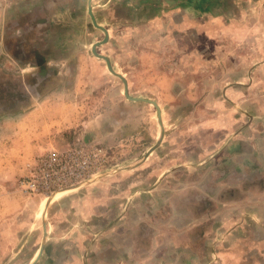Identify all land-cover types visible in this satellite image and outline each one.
I'll return each instance as SVG.
<instances>
[{
    "label": "rangeland",
    "instance_id": "1",
    "mask_svg": "<svg viewBox=\"0 0 264 264\" xmlns=\"http://www.w3.org/2000/svg\"><path fill=\"white\" fill-rule=\"evenodd\" d=\"M119 1L90 0L95 21L108 30L107 39L100 42L104 33L91 24L87 0H0V264H28L35 244L34 258L39 256L45 228L53 217L51 204L61 195L76 197L78 218L67 217L76 230H86L81 210L91 200L101 206L115 197L120 205L124 202L116 207L121 214L131 212L133 185L149 168L120 177L115 189L101 185L103 180L118 178V172L142 164L169 132L175 133L171 145L175 150L169 157L180 165L183 151L176 149V143L186 140L190 144L182 147H199L194 141L207 136L199 125L216 116L221 108L214 106L215 100L223 98L229 102L222 100V110L237 115L230 138L238 141L247 159L238 157L233 162L237 180L223 178L222 188L216 190L219 196L214 199L212 194L206 203L189 207L194 218L187 226L190 235L200 233L202 238L204 234L200 253L205 252L208 261L217 256L219 241H231L225 230H248L250 241L240 237L238 243L256 250L251 254L254 260L259 258L248 264H264V0H225L228 11L212 20L215 29L209 20L195 18L189 28L175 27L166 40L162 39L165 31L147 18L148 4L140 8L139 0ZM207 21L210 25H204ZM96 42L100 43L93 51L105 56L123 76L127 94L154 101L158 112L146 100L124 96L121 79L93 54ZM81 135L109 151L103 170L50 194L31 196L19 191L17 179L32 155ZM143 202L141 214L150 206V200ZM19 223L35 228L36 234L21 238L19 231L11 229ZM162 234L156 236L161 235L164 243ZM259 243L262 247L254 246ZM87 249L72 251L76 259L64 264H149L142 252L137 251L135 259L128 248L110 252L104 263ZM174 255L178 258L181 253ZM226 255L225 261H234L241 253L226 250Z\"/></svg>",
    "mask_w": 264,
    "mask_h": 264
},
{
    "label": "crops",
    "instance_id": "2",
    "mask_svg": "<svg viewBox=\"0 0 264 264\" xmlns=\"http://www.w3.org/2000/svg\"><path fill=\"white\" fill-rule=\"evenodd\" d=\"M224 1H222V5L221 0H139V6L141 8L142 3L149 5L151 12L147 15V18L152 20L156 27L165 31L162 39L166 40L169 39L170 32L175 27L181 29L189 28L196 21L195 18L203 17L209 20L211 25L209 21L205 22L204 25L208 24L215 29L217 25L213 21L219 20L224 12L228 11L225 8ZM118 2L121 3L119 0ZM88 3L91 10L90 0H87L86 13ZM135 3L137 4L138 1ZM87 16L89 17L88 13ZM98 25L101 26L100 24ZM104 29L108 35V30ZM222 100L229 102V100L227 101L224 98L215 100L214 106L221 108V110L215 113L216 116L214 118H207L199 125L204 134L207 135L194 141L199 144V147H195L196 149L182 147L190 144L189 141L186 143V140L185 144L176 143V149L180 150L181 153L183 151V156L179 155L181 161L178 163L180 165L174 164L175 159L169 157L170 153L175 150V147L171 146L174 142L173 135L175 133L169 132L168 135L164 134L158 147L147 154L142 164L118 172V178L109 177L103 180L104 182L101 185L115 189L117 187L116 183H120V180H117L120 177L132 175L138 171L146 172L149 168L150 171L143 177L141 176V179L133 185L136 191L131 198L134 200V204L129 207L133 208L131 212L121 214L116 207L117 205L121 207L124 202L120 205L119 202L121 200H116L115 197L110 198L109 203H103L101 206L91 200V204H85V210H81L84 213L82 215H84L86 230L85 228H83L84 230H76L72 227L73 222L67 219L68 216H76L78 218V210L75 211L77 206L74 205L73 201L76 197L74 196L75 198L73 197V200H71L72 197L67 194L57 198L58 200L51 204L53 207L50 209L49 215L53 217L45 228L46 239L41 252L39 256L36 255L34 258L38 250L35 244L27 263L29 264L38 257L35 264H39L42 261H44L42 264H59L60 262L64 264L67 260L76 259V253L72 254V251L77 250L79 247H88L87 251H94V258L100 260L101 263L107 262L110 252L116 250L124 252L127 248L134 252L135 259L136 252H142L143 259L147 260L149 264H160L159 261L163 262V264H248L251 260L255 261L256 258H259L256 257L254 260V255L251 253L256 252V250L250 248L251 245L238 243L240 237H245V240L250 241L251 238L248 239L250 232L236 227L225 230L226 236L232 237V242L227 240L219 241L216 244L218 248L217 256L208 261L204 257L205 252L200 253L202 248L199 243L204 240V234L201 236L202 238H200V233L190 235V228L187 226L191 218H194L189 207L191 205L195 207L196 203H206L207 200L213 199L212 194L214 199L216 194L219 196L218 191L222 188L223 178H228L231 181L237 180V163L233 162H236L238 157L247 159L246 154L240 153L242 150L240 145L238 146V141L230 138V130L237 125V115L230 110H222L224 107ZM207 125H209L208 129H206ZM208 131L210 133H207ZM80 138L87 139L83 135ZM207 139L211 140L207 141ZM68 142L71 141L65 143ZM178 167L180 168L177 169ZM177 170H181L179 171L180 174L174 173ZM210 171L218 173L210 176ZM125 182V184L134 182V179L133 181ZM126 187L130 186L124 185L123 188ZM216 190L218 191L216 192ZM136 198L137 200H135ZM145 198L150 200V206L141 214L139 209L146 207L143 202ZM72 207L75 209L71 215ZM127 218L131 219L128 223L124 222ZM92 222H100V225L93 226ZM11 229L14 233L19 231L21 238H24L27 233H33L34 235L37 232L35 228L30 230L23 223L16 224ZM22 229L23 232L21 231ZM80 231L85 232L83 237L79 238L77 236ZM219 233L222 234V231ZM157 234H162L165 237L164 243L161 235L156 236ZM216 236L218 235L216 234ZM216 240H218V237ZM169 242H173L171 244L172 247H169ZM190 243H197L194 245L196 248H193ZM225 243H230L232 247ZM23 245L21 243L17 248L20 250ZM163 245L164 247L162 248ZM236 245L237 247L233 248ZM254 246L262 247V244L259 243V245ZM38 247H40V244ZM226 250L235 251L238 254L241 253L240 260L225 261L227 258ZM175 251L181 253L178 258L174 255Z\"/></svg>",
    "mask_w": 264,
    "mask_h": 264
},
{
    "label": "built area",
    "instance_id": "3",
    "mask_svg": "<svg viewBox=\"0 0 264 264\" xmlns=\"http://www.w3.org/2000/svg\"><path fill=\"white\" fill-rule=\"evenodd\" d=\"M110 159L107 148L82 138L50 146L32 155L24 174L17 179L20 192L45 195L89 179L103 170Z\"/></svg>",
    "mask_w": 264,
    "mask_h": 264
},
{
    "label": "water",
    "instance_id": "4",
    "mask_svg": "<svg viewBox=\"0 0 264 264\" xmlns=\"http://www.w3.org/2000/svg\"><path fill=\"white\" fill-rule=\"evenodd\" d=\"M87 13H88V15H89V17H90V20H91L93 26L99 28V29L102 30L103 33H104V38H103L102 41H100V42L105 41V39H106V37H107V32H106V30H105L103 27L99 26V25L94 21L93 15H92L91 10H90V5H89V3L87 4ZM100 42H96L95 44L92 45V52H93L94 55H96V56L102 58V59L105 61V65H106L107 69L109 70V72H111L112 74H115L117 77H119V78L121 79V81H122V83H123V94H124V96H125L127 99H129V100H133V101L146 100V101L150 102L151 104H153V105L155 106V108H156V111L158 112V107H157V105L155 104L154 101H152V100H148V99H143V98H140V97L129 96V95L127 94L125 79H124L120 74H118L117 72H115V71L112 69V67H111L110 64H109L108 59H107L105 56L99 55V54H97L95 51H93L94 46H95L96 44L100 43ZM150 149H151V148H150ZM150 149H149V150H150ZM39 250H40V249H39Z\"/></svg>",
    "mask_w": 264,
    "mask_h": 264
},
{
    "label": "bare ground",
    "instance_id": "5",
    "mask_svg": "<svg viewBox=\"0 0 264 264\" xmlns=\"http://www.w3.org/2000/svg\"><path fill=\"white\" fill-rule=\"evenodd\" d=\"M72 185V184H71ZM69 186V185H68ZM66 187V186H65ZM63 188V187H62ZM73 186L72 187H67L65 190V192H69L70 190H72ZM58 190V189H57ZM55 191V190H54ZM53 192V191H52ZM50 194V193H49Z\"/></svg>",
    "mask_w": 264,
    "mask_h": 264
}]
</instances>
